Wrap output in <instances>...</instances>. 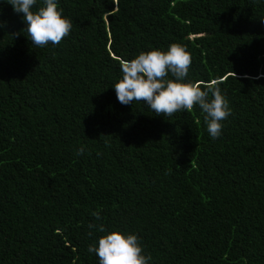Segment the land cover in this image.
I'll return each instance as SVG.
<instances>
[{
  "label": "trees",
  "instance_id": "1",
  "mask_svg": "<svg viewBox=\"0 0 264 264\" xmlns=\"http://www.w3.org/2000/svg\"><path fill=\"white\" fill-rule=\"evenodd\" d=\"M58 7L70 34L37 48L0 0V264H99L90 223L137 234L149 264H264V0ZM172 43L229 102L216 139L198 106L117 99L119 61Z\"/></svg>",
  "mask_w": 264,
  "mask_h": 264
},
{
  "label": "clouds",
  "instance_id": "2",
  "mask_svg": "<svg viewBox=\"0 0 264 264\" xmlns=\"http://www.w3.org/2000/svg\"><path fill=\"white\" fill-rule=\"evenodd\" d=\"M5 2L12 5L14 12L22 14L26 25L22 31L37 48L59 45L72 30V22L62 15L58 0H43L38 9L35 8L37 0ZM3 26L0 23V27ZM119 64L122 77L113 87L121 104L142 103L155 115L169 117L177 112H191L198 106L210 137L216 139L221 135L222 122L232 113L229 102L222 95L218 81L213 80L202 87L186 79L192 57L183 46L172 43L166 51H142L130 60L121 59ZM83 152L81 148L77 154L82 155ZM91 215L96 220L102 219L99 210ZM88 227L104 233L87 249L89 253L96 254L99 264H149L151 261V255L144 254L137 234L118 230L108 232L102 223H90Z\"/></svg>",
  "mask_w": 264,
  "mask_h": 264
}]
</instances>
